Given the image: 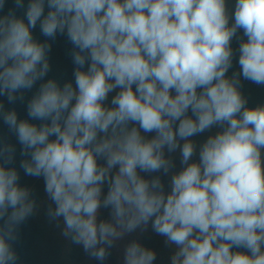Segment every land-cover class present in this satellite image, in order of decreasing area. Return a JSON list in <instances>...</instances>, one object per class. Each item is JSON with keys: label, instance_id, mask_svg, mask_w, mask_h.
I'll list each match as a JSON object with an SVG mask.
<instances>
[{"label": "clouds", "instance_id": "9594fccd", "mask_svg": "<svg viewBox=\"0 0 264 264\" xmlns=\"http://www.w3.org/2000/svg\"><path fill=\"white\" fill-rule=\"evenodd\" d=\"M37 25L71 43L74 83L45 81L51 45L34 38ZM238 29L240 72L228 76ZM241 76L264 85V0L231 10L228 0H29L23 16L0 17V96L23 101L40 82L27 103L39 126L0 104L29 157L20 167L43 177L50 222L101 264L149 224L173 247L170 264H264V106H246ZM14 152L0 145V264H16L18 228L38 211L5 166ZM166 152L179 153L181 171ZM161 171L170 192L140 175ZM102 208L110 220H98ZM155 259L135 241L124 250V264Z\"/></svg>", "mask_w": 264, "mask_h": 264}, {"label": "trees", "instance_id": "16d2710c", "mask_svg": "<svg viewBox=\"0 0 264 264\" xmlns=\"http://www.w3.org/2000/svg\"><path fill=\"white\" fill-rule=\"evenodd\" d=\"M29 0H24L25 7L23 9L15 8V0H5V6L3 10H0V17L6 15L9 9H13L15 14L20 17L23 16L26 10ZM234 0H228V8L232 9ZM47 12V8L45 9ZM34 38L41 43H48L51 45V50L48 53V59L50 64V71L44 78L55 79L61 85L65 82L72 81L74 83V68L72 57L70 52L72 51V45L64 35L57 34L54 40L46 38L40 32L39 25L33 29ZM247 37L244 36L243 30H239L236 36L232 39L231 47L233 49V62L232 65L240 71L239 60V45L245 41ZM248 81V80H246ZM39 83L31 89L22 93L23 101L17 100L15 103H9L6 96H0V104H3L4 111H16L18 120H29V122L39 126L42 122L38 120H31L27 115V103L35 94L39 88ZM248 92H254L257 98L264 97V85H257L251 81H248L246 86ZM10 144L14 147V158L11 164L5 165L6 167L15 168L19 174V184L22 187H26L30 190L31 198L34 199L38 205V211L40 210L41 202L45 195V184L43 177H33L25 175L24 170L20 167L21 162L29 157L22 155V146L19 144L15 135L9 130L7 125L4 124L2 118H0V145ZM2 163V161H0ZM37 213L29 217L18 228V238L13 243V249L17 254L16 264H42L38 253L39 246L44 241L47 229L45 224L40 220ZM234 252H244L245 249H232ZM80 254V246L73 244L68 239V258L70 260L78 259Z\"/></svg>", "mask_w": 264, "mask_h": 264}, {"label": "rangeland", "instance_id": "374dc122", "mask_svg": "<svg viewBox=\"0 0 264 264\" xmlns=\"http://www.w3.org/2000/svg\"><path fill=\"white\" fill-rule=\"evenodd\" d=\"M86 70V68H85ZM240 72L235 67L229 69L227 75L231 76L234 73ZM246 86H248V81H246L242 76L240 77V91L243 96L247 100V107L254 108L257 106H264V97L257 98L254 92H248L246 90ZM112 95H109L106 103L110 106ZM191 115V113H189ZM136 125H129V127ZM218 129H213L211 132H205L198 134L192 139L198 143H202L205 141L209 135L213 134ZM142 135L147 138H152L155 133H143ZM166 156L173 161L174 167L171 169L172 172H179L182 170L183 165L181 164V157L178 152L176 153H167ZM198 159V156L195 157ZM99 163L103 164L104 161H99ZM145 179H153L155 177H159L162 184L164 185L165 192H170V175L164 174L161 172L155 173H140ZM104 193H107V188H104ZM51 201L48 199L47 194L45 192L44 198L41 202L40 210L38 211V216L40 220L45 224L47 229V234L39 246L38 253L41 259L42 264H101L100 261L91 258L88 256L82 246H80V254L78 259L70 260L68 258V238L63 235L62 224L58 225L57 222H50L47 217V209L51 205ZM110 209L102 208L100 210V214L98 220H110ZM138 242L143 247L153 250L156 253V259L153 264H170L171 256L174 254V249L172 246L165 243V238L156 234L152 228L151 224L148 225L145 231H138L136 233H132L130 235L124 236L122 239L117 241L112 248L109 249L110 255L103 262V264H124V250L126 246L132 242Z\"/></svg>", "mask_w": 264, "mask_h": 264}]
</instances>
